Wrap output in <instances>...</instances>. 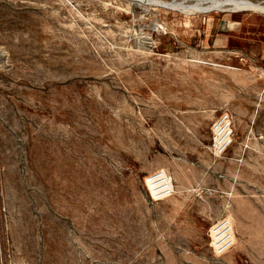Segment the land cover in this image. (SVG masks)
<instances>
[{
    "label": "rangeland",
    "instance_id": "1",
    "mask_svg": "<svg viewBox=\"0 0 264 264\" xmlns=\"http://www.w3.org/2000/svg\"><path fill=\"white\" fill-rule=\"evenodd\" d=\"M0 264H264V0H0Z\"/></svg>",
    "mask_w": 264,
    "mask_h": 264
},
{
    "label": "built area",
    "instance_id": "2",
    "mask_svg": "<svg viewBox=\"0 0 264 264\" xmlns=\"http://www.w3.org/2000/svg\"><path fill=\"white\" fill-rule=\"evenodd\" d=\"M214 135L211 150L217 155L226 152L234 141L233 122L228 115L219 117L212 127ZM148 182L152 184L156 195L169 196L174 190L171 176L163 171L149 176ZM231 230V233H230ZM220 232H223L220 235ZM213 238L219 250H225L233 242V232L230 224L221 223L213 229Z\"/></svg>",
    "mask_w": 264,
    "mask_h": 264
},
{
    "label": "bare ground",
    "instance_id": "3",
    "mask_svg": "<svg viewBox=\"0 0 264 264\" xmlns=\"http://www.w3.org/2000/svg\"><path fill=\"white\" fill-rule=\"evenodd\" d=\"M223 232H220V235L222 234Z\"/></svg>",
    "mask_w": 264,
    "mask_h": 264
}]
</instances>
